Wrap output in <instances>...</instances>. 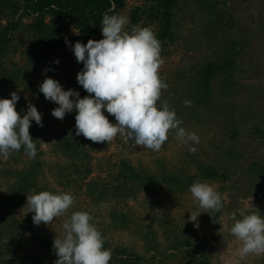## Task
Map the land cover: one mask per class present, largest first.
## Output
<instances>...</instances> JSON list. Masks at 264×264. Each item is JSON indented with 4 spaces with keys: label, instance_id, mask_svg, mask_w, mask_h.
I'll use <instances>...</instances> for the list:
<instances>
[{
    "label": "rangeland",
    "instance_id": "374dc122",
    "mask_svg": "<svg viewBox=\"0 0 264 264\" xmlns=\"http://www.w3.org/2000/svg\"><path fill=\"white\" fill-rule=\"evenodd\" d=\"M125 2L126 7L119 15L128 18L129 7L140 0ZM227 12L230 16H227ZM31 19L28 15L22 18L23 23H28ZM172 23V40L162 46L161 53L165 60L162 75L169 84V88L162 93L161 102L166 101L175 111L177 109L174 104L180 106L176 113L183 121L182 126L200 137V143L195 145L198 149L195 154L200 155L205 163L225 172L227 177L224 181L201 180L210 183L222 194V211L215 213L214 217L209 213H201L197 218L199 228H196L188 217L190 212L202 210L194 203L190 187L174 191L167 189L162 174L182 173L181 167H185V177L199 172L191 162L188 148L173 134L169 135L159 152L134 146L131 141L126 143L119 136L109 144L95 143L93 149V142L79 135L86 146L90 145L91 174L82 180L79 179L82 175H74V179L79 180L69 181L68 184L67 180H60L57 166H62L66 159L54 145L59 127L51 123L53 108L48 107L50 116L46 117V123L50 124L40 137L41 144L37 154L39 170L45 175L41 185L52 192H70L77 202L67 216L54 219L50 225H36L35 232L52 238L61 236L64 220L69 218L71 212L84 209L99 220L97 227L111 245L132 248L148 259L149 264H184L186 257L181 252L187 246L181 243L184 235H190L191 242L202 247L210 260L209 264H234L241 242L230 234L233 223L231 213L241 210L245 213L261 212L264 215V175L249 169L253 162L264 165V137L254 130V127L264 129V0H179L173 9ZM67 25L69 32L77 35L75 31L78 30L70 20H67ZM24 46L26 41L22 40L21 49L6 63L24 62ZM230 54H233L235 60L232 75L225 78L220 73L212 79L210 105L195 104L193 84L200 69L207 62ZM44 69H48L46 74H42ZM70 69L71 66L64 59H60L58 64H45L37 79L33 80L35 93L46 76L58 80L63 89L67 90L65 81ZM37 80L39 83H35ZM29 82L30 78H27L14 90L20 98L27 97L23 113L27 111L29 103L35 106L37 104L32 95L34 91L25 87ZM74 90L79 92L78 87ZM186 99L192 101L191 107L185 106ZM104 112L107 113L106 110ZM66 115L75 126L76 111ZM108 119L112 123L116 122L115 117L109 114ZM234 129L237 130L236 134H232ZM14 157L16 158L10 159L7 165L3 164L7 159L2 157L3 162L0 164L5 167L11 165L20 170L26 168L32 160L24 154H14ZM122 158L128 159L133 165L144 166L147 173L157 175V184L146 185L139 192L130 193V200L123 209L128 212L132 221L125 228H110L108 203L111 202L99 203L90 199L85 185L89 178L103 176L107 170L116 171ZM182 161L185 165H181ZM12 180L13 178L9 179L0 173V195L7 192L8 182ZM19 210L22 215H26L25 209ZM152 234L156 237L155 241ZM146 235L148 239L145 238ZM169 242L181 244V250L170 248ZM156 247L158 249L154 250ZM30 248L31 251H40L41 245H31ZM26 250L28 246L25 250H19V254L22 256V252ZM241 264H264V256L249 255Z\"/></svg>",
    "mask_w": 264,
    "mask_h": 264
},
{
    "label": "trees",
    "instance_id": "16d2710c",
    "mask_svg": "<svg viewBox=\"0 0 264 264\" xmlns=\"http://www.w3.org/2000/svg\"><path fill=\"white\" fill-rule=\"evenodd\" d=\"M178 2L179 0H140L136 5L129 7L128 30L135 25L151 27L162 42V46L167 45L168 41L172 40L173 9ZM125 7V0H0V98H10L17 85L30 78L28 86L25 84V87L34 91L32 95L37 102L36 108L42 113L44 125L40 127L35 121H32L29 129L30 135L36 140L37 148L41 144L40 137L50 124L46 123V117L50 116L47 108L54 109L58 105L45 99L39 90L35 93L32 87L33 80L37 79L38 73L42 71L45 64L49 65L57 59H64L71 66L65 81L67 90L69 88L74 90L78 87L81 98L88 95L76 79L83 64L77 62L71 47L65 43V37L73 46L76 41L86 44L89 39L100 40L103 38L101 30L103 14L105 12H108L109 15L119 14ZM24 15L31 16V21L23 23ZM227 16H230V13L227 12ZM67 20H70L77 28L79 35L69 32ZM22 40L26 41V46L23 47L26 60L24 62L12 61L7 64L10 57L18 52ZM234 61L233 54H230L204 64L193 84L195 104L210 105L212 79L220 73L225 75V78L231 76ZM35 83H39V80ZM26 103L25 98H20L16 104V109L21 115L24 114L22 110ZM174 105V108L179 110L180 106ZM104 114L108 116L106 112ZM71 122L72 120H69L67 115L63 120L54 116L51 120L52 124L55 123L56 127H59L54 145L56 149L60 150L64 160L66 159L62 166H57L58 175L60 180H67V184L69 181L82 180L91 174L89 161L92 156L91 150L88 148L90 145L86 146L84 140L76 135L75 126ZM254 130L262 138L264 137V129L254 127ZM236 131L234 129L232 134H236ZM94 147L95 145L93 149ZM228 151L231 152V150ZM14 154L23 155V148L10 155L3 164L7 165L10 159L16 158ZM189 157L199 172L185 177L183 173L185 167H181L182 173L162 174V180L166 182L168 190L174 191L190 187L197 180L224 181L226 179L225 172L205 163L200 155L189 153ZM0 162H3L2 156H0ZM181 163V165H185L183 161ZM8 166L10 167L0 164V173L8 176L9 179L13 178L10 183L8 182L7 192L0 195V264H54L57 259L52 247L54 238L35 232L33 213L28 212L26 200L27 195L43 190L50 191L41 185L45 175L39 170L40 162L36 157L29 162L26 168L20 170L11 167V165ZM145 169L142 165H133L128 159L122 158L119 160L116 171L107 170L108 172L103 176L97 175L87 180L85 189L90 199L99 203L111 202L108 203V215L110 216L108 226L110 228H125L127 223L132 221L128 212L123 209L130 200V193L139 192L146 185L157 184V175L147 173ZM249 169L251 172L264 175V165L260 163H251ZM79 174L82 175L81 178L79 176V179H74V175ZM20 208L27 211L26 215L19 212ZM164 229L167 230L165 226ZM103 235L105 236V234ZM166 236L169 237L167 234ZM145 238L148 239L147 235ZM153 240H156L154 235ZM191 241L190 235H184L181 243L187 245L185 251L181 250V244L177 245L173 242H169L170 248L180 249L185 254L184 264H209L210 260L206 252L201 246L194 245ZM31 245L33 247L41 245V250L31 251L32 248L29 249ZM27 246L28 250L22 252L21 256L19 250H25ZM104 247L110 248L113 253L109 264L150 263L142 254L133 251L132 248L125 245H111L108 239H106ZM157 249L158 247L154 250Z\"/></svg>",
    "mask_w": 264,
    "mask_h": 264
},
{
    "label": "clouds",
    "instance_id": "9594fccd",
    "mask_svg": "<svg viewBox=\"0 0 264 264\" xmlns=\"http://www.w3.org/2000/svg\"><path fill=\"white\" fill-rule=\"evenodd\" d=\"M126 16L105 12L101 21L103 38L89 39L86 44L76 41L74 46L65 37L77 62L83 64L77 82L88 95L64 90L60 82L47 77L38 85L45 99L58 105L52 115L63 120L67 113L76 111V135H83L93 143H111L121 137L134 146L159 152L169 135L173 134L188 151L195 154L200 143L196 132L182 126L183 121L169 104L161 102L162 93L169 88L162 75L165 60L162 42L151 27L132 26ZM73 31H75L73 29ZM79 35V31H75ZM59 63V59L55 61ZM44 69L42 74H46ZM20 96L13 91L10 98H0V156L7 159L22 148L29 159L38 154L36 140L30 135L32 121L43 127L42 113L29 103L21 115L16 109ZM27 99V97H25ZM186 107L192 101H184ZM107 113L115 117L112 123ZM192 199L202 211L190 212L188 219L199 228L198 216L221 212L223 196L206 181H194L189 188ZM76 197L66 191H39L27 195L28 212L33 213L35 225H50L54 219L67 216ZM239 215V218H238ZM230 234L241 242L234 264L249 256H264V215L261 212L238 210L231 213ZM99 220L87 211H73L62 223L63 235L55 236L54 264H109L112 250L105 248L106 237L98 229Z\"/></svg>",
    "mask_w": 264,
    "mask_h": 264
}]
</instances>
